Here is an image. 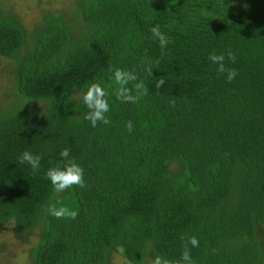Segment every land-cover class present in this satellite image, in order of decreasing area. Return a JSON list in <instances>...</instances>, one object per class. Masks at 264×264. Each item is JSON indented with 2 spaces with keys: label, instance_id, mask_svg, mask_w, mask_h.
Returning <instances> with one entry per match:
<instances>
[{
  "label": "trees",
  "instance_id": "16d2710c",
  "mask_svg": "<svg viewBox=\"0 0 264 264\" xmlns=\"http://www.w3.org/2000/svg\"><path fill=\"white\" fill-rule=\"evenodd\" d=\"M75 9V25L44 16L23 59L24 30L0 12V58L18 61L13 94L45 105L0 114V227L38 230L33 264H110L115 250L128 264L177 261L182 235L199 240L195 264H264V0H76ZM156 25L170 39L163 54ZM228 50L232 82L208 59ZM116 68L135 70L148 94L121 103L109 89L111 123L92 127L79 94L108 88ZM65 148L87 187L56 194L45 174L63 166ZM24 151L42 157L36 175L18 162ZM50 203L78 216L57 219Z\"/></svg>",
  "mask_w": 264,
  "mask_h": 264
},
{
  "label": "clouds",
  "instance_id": "9594fccd",
  "mask_svg": "<svg viewBox=\"0 0 264 264\" xmlns=\"http://www.w3.org/2000/svg\"><path fill=\"white\" fill-rule=\"evenodd\" d=\"M151 19V18H149ZM152 37L158 40L162 54L170 43L169 37H167L160 30V26L156 25L150 29ZM208 59L216 65V71L218 75L226 74L228 82H232L238 75L235 69L228 68L226 66V60L235 63V54L228 50L227 54L212 52L209 54ZM158 65L159 60L155 61ZM146 67L144 71L148 75H153V67L151 61H145ZM112 83L105 88L101 83L94 82L89 85L86 91L79 94V98L82 99L83 104L88 109L84 115V119L91 122L92 127H96L98 123L102 122L107 125L111 121L107 117V113L110 111L109 104V89L114 87V94L121 103H134L138 104L140 100L148 94V88L145 85L144 80L138 79V75L135 70L128 71L120 68H116L112 71L110 77ZM165 84V79L160 77L157 80L156 88L159 89ZM170 104L174 107L175 100L170 101ZM127 130L131 132L133 130V122H127ZM60 156L64 158L63 166H56L49 168L45 174L46 178L51 182L54 192L56 194L64 193L73 187L85 188L87 187L84 178V169L78 164L74 158H70V150L68 148L63 149L60 152ZM40 155H34L30 151H24L18 158L19 164L27 163L32 169L33 175H36L41 167ZM59 203V202H57ZM57 203H50L48 212L51 216L57 219H75L78 216V211L71 209L67 206L57 207ZM180 239L184 241L183 251L181 257L177 261H169L160 255H154L151 258V264H195V261L191 256V247H199V240L195 236L185 237L181 236Z\"/></svg>",
  "mask_w": 264,
  "mask_h": 264
},
{
  "label": "rangeland",
  "instance_id": "374dc122",
  "mask_svg": "<svg viewBox=\"0 0 264 264\" xmlns=\"http://www.w3.org/2000/svg\"><path fill=\"white\" fill-rule=\"evenodd\" d=\"M76 0H0V12L13 17L23 28L26 44L20 58H24L29 37L34 29L43 24V17L57 14L64 17L68 25H75ZM18 61L0 58V114L11 112L19 106L30 107L40 113L45 111L44 104L32 105L18 99L13 90L15 87V70ZM38 230L34 229L28 234H17L11 222L0 227V264H33L30 258L31 250L38 241ZM149 256L146 264H151ZM110 264H128L118 251H113L109 257Z\"/></svg>",
  "mask_w": 264,
  "mask_h": 264
}]
</instances>
